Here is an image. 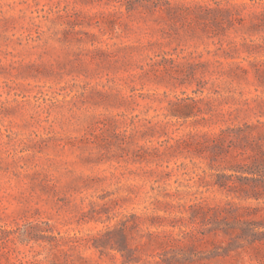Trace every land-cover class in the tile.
Returning a JSON list of instances; mask_svg holds the SVG:
<instances>
[{
	"label": "rangeland",
	"instance_id": "obj_1",
	"mask_svg": "<svg viewBox=\"0 0 264 264\" xmlns=\"http://www.w3.org/2000/svg\"><path fill=\"white\" fill-rule=\"evenodd\" d=\"M0 264H264V0H0Z\"/></svg>",
	"mask_w": 264,
	"mask_h": 264
}]
</instances>
